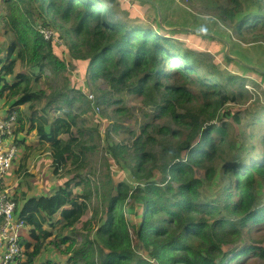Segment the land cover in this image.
I'll list each match as a JSON object with an SVG mask.
<instances>
[{
	"label": "trees",
	"instance_id": "1",
	"mask_svg": "<svg viewBox=\"0 0 264 264\" xmlns=\"http://www.w3.org/2000/svg\"><path fill=\"white\" fill-rule=\"evenodd\" d=\"M1 1L0 25L12 39L0 47V99L13 112L12 133L34 131L38 139L25 146L20 168L38 147L48 151L54 174L69 176L18 210L28 226V237L20 239L24 264H35L45 248L65 256L64 263L48 264L264 259V102L243 106L256 82L248 89L245 76L184 46L177 34L185 31L165 29L150 0H143L155 10L150 23L120 17L109 0ZM202 2L238 38L264 39V0ZM48 15L57 27L69 25L63 29L68 61L36 28L51 25ZM44 70L53 78L64 74L62 84L50 85ZM75 70L82 81L100 82L96 104L112 105L122 116L130 111L122 96L132 95L154 109L151 121L138 132L113 125L103 139L96 128L86 129L82 115L91 101L66 76ZM231 105L243 108L232 112ZM112 132L128 136L114 142ZM101 139L105 167L123 165L132 185L109 172L94 188L90 177L82 178L95 173L90 158Z\"/></svg>",
	"mask_w": 264,
	"mask_h": 264
},
{
	"label": "rangeland",
	"instance_id": "2",
	"mask_svg": "<svg viewBox=\"0 0 264 264\" xmlns=\"http://www.w3.org/2000/svg\"><path fill=\"white\" fill-rule=\"evenodd\" d=\"M109 1L112 5H114L117 14H119L120 17H124L138 23H150L153 19H155L156 14L154 7L149 2L147 3L143 0ZM150 1L156 6V9L158 7L162 22H164L165 18L168 23L167 27L164 26L165 29L171 30L170 26H177L179 27L177 30L185 31V33L177 34V36L185 43L184 46L187 45L209 52L212 55L214 62L224 72L245 76L248 81L245 86L248 89H252L253 82H256L259 85V87H255L256 90L251 96V99L243 104L244 107L252 105V103L256 102V99L260 102H264V39L254 41V38L251 36L238 38L233 33L232 29L226 27L211 14V10H204L205 8L202 0ZM3 14V3L0 0V16ZM207 14L209 16H207ZM48 17L51 21L49 28L55 32V42L60 44L55 46V48L58 47L56 51L63 59H69L66 43L70 40V38L63 34V29L68 28L69 25H66L64 28L57 27L54 25L52 16L48 15ZM36 24H38V22H36ZM59 34L64 35V38L62 36L60 37ZM216 35L218 37H216ZM11 39L12 34L4 31L0 25V47H4ZM74 39H76L75 35ZM226 51L229 57L233 59L232 61H227L225 59L224 54ZM240 64H243V66ZM43 73L48 77L46 81L53 86H60L62 84L63 77L65 76L63 74L57 78H53L47 70H44ZM66 76H72V80L78 81V79L74 77L73 72H67ZM42 82H44V80H42ZM99 85L100 82L93 83L88 80L87 76H84L83 84L79 86L85 99L91 101L90 108L82 115L83 125L86 129L96 128L103 139L106 130L111 129L113 125L119 126L120 129H133L138 132L142 123L145 121H151V115L154 112V109L150 108V106L141 105L140 100L136 99L132 95L122 96V105H125L130 109L129 112H123L125 115L122 116L114 114L112 111L114 106L112 105L102 106L98 103L96 104L94 101L99 92L96 90V87H99ZM88 95H92V99H89L87 97ZM95 106L99 107L97 112L93 110ZM227 107H230L232 112H236L243 108L238 105H231ZM0 109H3L2 101H0ZM22 109L25 111L26 106L24 105ZM152 120H154V118ZM243 122L244 119L242 117L241 123ZM240 126L241 125H239V127ZM127 136L128 135L123 132H112L111 139L114 142H118L122 139H126ZM31 138L32 136H29L27 137V140ZM102 139L98 142L99 145L96 154L90 158L89 166L95 170V173L92 174L91 171H88L83 174L82 178L90 177L92 188H94L97 181L99 182L100 180H104L103 175H106L109 172L114 181H126L132 185L133 181H130L129 172L123 165H121L122 167H119L111 161V164L105 167L103 160L105 157L109 156L106 152H104L106 143ZM16 168V165L11 168L9 176H14L11 178L21 181L22 185L19 190L22 192L24 191L27 197L41 195L50 189L51 186L55 187L64 181V179L60 180L56 174L51 173L48 159L42 153H33L28 160L26 171L30 176L24 177V175H19L18 177L15 173ZM75 191L81 192V189H75ZM17 196L20 198V194ZM79 226L80 224H78L77 227ZM63 232L64 234L71 233L70 230H64ZM77 239L78 242H82V234H79ZM262 245L264 246V242ZM95 252H97V249ZM37 260L39 262L49 260L51 262L59 261L64 263L65 256L61 255V253H57V251L53 249L47 248L43 250ZM244 264H264V259L261 257L251 256Z\"/></svg>",
	"mask_w": 264,
	"mask_h": 264
},
{
	"label": "built area",
	"instance_id": "3",
	"mask_svg": "<svg viewBox=\"0 0 264 264\" xmlns=\"http://www.w3.org/2000/svg\"><path fill=\"white\" fill-rule=\"evenodd\" d=\"M36 28L46 40H51L55 46L60 45L55 42V32L51 28L40 25ZM87 97L92 99V95ZM93 110L97 112L99 107L95 106ZM13 125L14 115L0 117V185L16 155L14 144L6 141L13 134ZM27 228L24 218L17 210L16 202L6 189L0 187V264H24L20 239Z\"/></svg>",
	"mask_w": 264,
	"mask_h": 264
},
{
	"label": "crops",
	"instance_id": "4",
	"mask_svg": "<svg viewBox=\"0 0 264 264\" xmlns=\"http://www.w3.org/2000/svg\"><path fill=\"white\" fill-rule=\"evenodd\" d=\"M158 14V13H157ZM207 16H209L208 14H207ZM161 23H162V25H163V27L165 26V27H167V22H166V20H165V18H164V22H162V19H161ZM170 28H174V29H179V27H177V26H170ZM216 37H218L217 35H216ZM186 40V39H185ZM54 48H55V45H54ZM58 47H56L55 49H57ZM57 55L59 56V54L57 53ZM69 59H66V61H68ZM69 72H73L74 73V77L75 78H77L76 77V70L75 71H69ZM9 79H10V77H8ZM78 79V78H77ZM78 81H79V86H81V84H83V81L81 80V79H78ZM77 81V82H78ZM79 89H80V87H79ZM0 101H2V107H3V109H0V117L1 118H4V117H6V116H8L9 114H11V113H13V112H9L10 110H9V107L6 105V104H4V100L3 99H0ZM23 107V106H22ZM24 133V134H23ZM29 136H32V138L31 139H29V140H27V137H29ZM37 136L35 135V133H34V131H32V132H30V133H28L27 131H21V132H19L18 134H12V135H10V136H8L7 137V139H6V141L8 142V143H12V144H14V146L16 147V155H15V158H14V161H13V164H12V166L9 168V170L7 171V173L5 174V177H4V179H3V181H2V183H1V185H0V187H2L3 189H6L7 191H8V193L12 196V198L14 199V201L16 202V204H17V210H20L21 209V206H22V204H23V202H24V200L26 199V198H28V197H31V196H26V193L23 191H20L19 189H21V185H22V183H21V181H17V179L15 180V179H12L14 176H9L10 175V171H11V168L13 167V166H17V168H16V170H15V173L18 175V177H19V175H24V177H28V176H30L29 174H27V171H26V166H27V163H28V160L30 159V157H31V155L33 154V153H42L43 155H45L46 156V158L48 159V164H49V167H50V170H51V173L53 174V169H52V166H51V161H50V157H49V153H48V151L46 150V149H41V148H35L31 153H30V155L27 157V159H26V164H25V167H23V169H21L20 168V165H21V163H22V158H23V154H24V151H25V146L26 145H31V146H34L36 143H37ZM21 173V174H20ZM58 176V178L61 180V179H64V181L63 182H65L67 179H68V177L69 176H60V175H57ZM56 176V177H57ZM12 177V178H11ZM13 180H15V181H13ZM62 182V183H63ZM61 183V184H62ZM61 184H59V185H61ZM59 185H57V186H59ZM57 186H51V188H50V186H49V188L51 189H48L45 193H43V194H41V195H48V194H50L52 191H53V189H55ZM27 192V191H26ZM18 194H20V198L17 196ZM21 194H24V196H23V198H22V196H21ZM37 196H39V195H37ZM56 217H58V215H56ZM23 238H27L28 237V230H26L24 233H23V236H22ZM45 249H47V248H45ZM44 249V250H45ZM40 257V256H39ZM38 259V258H37ZM36 259V263L35 264H42V263H44V261L43 262H39L38 260Z\"/></svg>",
	"mask_w": 264,
	"mask_h": 264
},
{
	"label": "water",
	"instance_id": "5",
	"mask_svg": "<svg viewBox=\"0 0 264 264\" xmlns=\"http://www.w3.org/2000/svg\"><path fill=\"white\" fill-rule=\"evenodd\" d=\"M157 13H158V16H159L158 21H159V23L162 25V23H161V19H160V11H159L158 7H157ZM225 54L229 57L227 51L225 52Z\"/></svg>",
	"mask_w": 264,
	"mask_h": 264
}]
</instances>
